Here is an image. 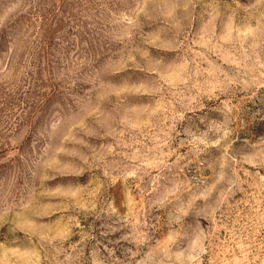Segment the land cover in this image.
<instances>
[{
  "label": "rangeland",
  "instance_id": "obj_1",
  "mask_svg": "<svg viewBox=\"0 0 264 264\" xmlns=\"http://www.w3.org/2000/svg\"><path fill=\"white\" fill-rule=\"evenodd\" d=\"M0 264H264V0H0Z\"/></svg>",
  "mask_w": 264,
  "mask_h": 264
}]
</instances>
